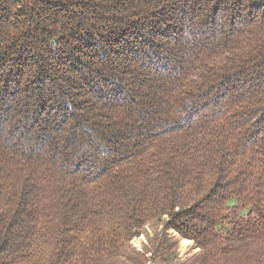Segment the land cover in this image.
Returning a JSON list of instances; mask_svg holds the SVG:
<instances>
[{"label": "trees", "instance_id": "trees-1", "mask_svg": "<svg viewBox=\"0 0 264 264\" xmlns=\"http://www.w3.org/2000/svg\"><path fill=\"white\" fill-rule=\"evenodd\" d=\"M157 261L264 264V0H0V264Z\"/></svg>", "mask_w": 264, "mask_h": 264}, {"label": "rangeland", "instance_id": "rangeland-1", "mask_svg": "<svg viewBox=\"0 0 264 264\" xmlns=\"http://www.w3.org/2000/svg\"><path fill=\"white\" fill-rule=\"evenodd\" d=\"M230 206H236V202H231ZM244 216H247V211H242L241 212ZM229 225L224 223V225H221L219 227L220 230L224 231V229L228 228ZM148 233L151 234V230L148 229ZM177 238L179 240V245H178V249H179V254H180V258H182V260H189L191 257H193V255L197 254L200 252V249H196L194 246V243L187 240V239H182L180 238L179 235H177ZM147 235H144L143 237H140L138 239H136L134 241V246L138 249V250H143L145 245H147ZM150 264H164L162 263V261H157V262H152Z\"/></svg>", "mask_w": 264, "mask_h": 264}]
</instances>
